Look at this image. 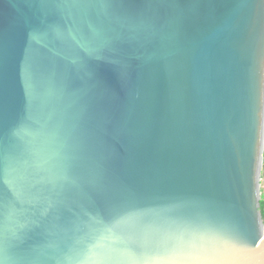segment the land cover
Returning a JSON list of instances; mask_svg holds the SVG:
<instances>
[{
	"label": "water",
	"instance_id": "95a60500",
	"mask_svg": "<svg viewBox=\"0 0 264 264\" xmlns=\"http://www.w3.org/2000/svg\"><path fill=\"white\" fill-rule=\"evenodd\" d=\"M264 0H0L3 264H264Z\"/></svg>",
	"mask_w": 264,
	"mask_h": 264
},
{
	"label": "trees",
	"instance_id": "16d2710c",
	"mask_svg": "<svg viewBox=\"0 0 264 264\" xmlns=\"http://www.w3.org/2000/svg\"><path fill=\"white\" fill-rule=\"evenodd\" d=\"M262 186H261V213L263 216V220H264V163H263V170H262V182H261Z\"/></svg>",
	"mask_w": 264,
	"mask_h": 264
},
{
	"label": "snow or ice",
	"instance_id": "6c2138e0",
	"mask_svg": "<svg viewBox=\"0 0 264 264\" xmlns=\"http://www.w3.org/2000/svg\"><path fill=\"white\" fill-rule=\"evenodd\" d=\"M0 264H3V262H2V261H0Z\"/></svg>",
	"mask_w": 264,
	"mask_h": 264
},
{
	"label": "rangeland",
	"instance_id": "374dc122",
	"mask_svg": "<svg viewBox=\"0 0 264 264\" xmlns=\"http://www.w3.org/2000/svg\"><path fill=\"white\" fill-rule=\"evenodd\" d=\"M261 186H262V184H261Z\"/></svg>",
	"mask_w": 264,
	"mask_h": 264
}]
</instances>
